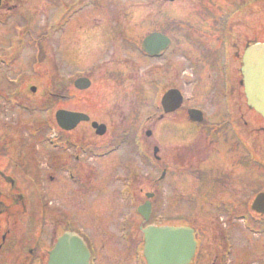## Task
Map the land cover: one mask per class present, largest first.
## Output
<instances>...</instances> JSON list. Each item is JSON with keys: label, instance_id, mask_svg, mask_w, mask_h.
Wrapping results in <instances>:
<instances>
[{"label": "flooded vegetation", "instance_id": "flooded-vegetation-1", "mask_svg": "<svg viewBox=\"0 0 264 264\" xmlns=\"http://www.w3.org/2000/svg\"><path fill=\"white\" fill-rule=\"evenodd\" d=\"M134 1L142 2L114 3L108 9L112 14L103 15L104 0H53L49 20L45 17L39 26L45 32H40L37 8L28 0H0V27L5 28L0 31V264H48L49 253L66 234L83 241L89 264H147L142 230L148 226L190 231L194 251L186 264H264V247H249L264 245V117L249 106L241 74L246 47L264 43L257 34L251 37V0ZM146 39L149 53L143 49ZM48 49L55 67L62 62L72 71L91 72L67 78L65 85L52 82L51 91L38 96L37 85L25 82L23 60L29 52L35 67ZM123 65L108 76L118 97L134 103L154 96L157 104L147 117L151 129L145 140L140 139L144 127L113 133L115 128L90 112L67 106L74 91L82 94L94 85L96 70L110 72ZM80 79L88 80L86 90L76 89ZM172 90L179 92L181 104L166 114L161 102ZM60 112L87 120L66 130L58 123ZM27 114L44 115L45 121L31 126ZM166 120L192 123V139L166 150L163 158L153 146L148 166L159 168L163 177L140 180L132 163L121 165L124 173L113 180L125 186L121 196L131 206L126 205L108 237L127 254L102 256L88 221L92 194L102 197L101 162L124 144L126 155L138 159L139 143H153L156 127ZM94 123L105 125L106 132L99 135ZM48 131L53 134L50 145ZM221 137L229 151L219 152ZM187 183L193 190H187ZM160 188L166 196L175 194L178 203L173 205L169 196L163 217L155 218ZM75 193L80 197L74 198ZM186 193L196 197L190 208L183 203ZM147 201L151 214L145 223L136 209ZM173 209L181 215H172ZM206 230L213 232L211 238Z\"/></svg>", "mask_w": 264, "mask_h": 264}, {"label": "rangeland", "instance_id": "rangeland-1", "mask_svg": "<svg viewBox=\"0 0 264 264\" xmlns=\"http://www.w3.org/2000/svg\"><path fill=\"white\" fill-rule=\"evenodd\" d=\"M52 1L53 0H28L29 5L35 6L37 9L34 12L36 18H38V22H36V30L42 32L45 29H40L39 26L42 25V20H45V17H47V20H49L51 12H52ZM106 2L107 8H105V12L103 15L112 14L110 12L109 7L114 6V3L117 5L125 4L127 2L129 3H139L142 1H132V0H104ZM111 5V6H110ZM250 5H253V1L251 0ZM250 6V7H251ZM109 12V13H107ZM147 13L144 12H137L136 15H143ZM92 15H96L97 12L92 11L90 13ZM251 37L253 34H257L259 39L264 41V30L262 32H259L260 28L264 26V0H262L257 5H254L251 9ZM41 22V23H40ZM5 30L0 27V31ZM239 31V30H236ZM45 32V31H44ZM50 49L44 51V54L41 55V61L39 64L35 67H32L29 64L28 61V55L29 52L26 53L27 60H23L26 65L23 66V75L25 82L28 84L31 82L32 84L37 85L38 87V93L37 95H44L47 93V91H51V84L54 83H64L66 84L67 78H74L78 75H85L86 73L91 72L90 70H85L86 73L83 72V70H77L72 71L69 68H65L64 65L61 63H57V66H54L53 61V55L52 51H49ZM83 59V58H81ZM139 64H143L142 61L138 60ZM79 64V62H78ZM81 68H85L88 66V64L78 65ZM77 66V67H78ZM126 65L116 67V69L112 68V70H109L110 72H103L101 70H96L93 73V82L94 85L91 86V88L85 92V93H78L77 91H74V101L71 104H68L67 106L72 107L75 111H88L92 114V118H95L96 120L100 122H104L108 126L112 128H115L114 132H120L121 129L128 128L130 126L137 128H143V133L140 135V139L145 140V131L148 129H151L150 122L148 123L147 117L152 115V111L154 108H156V102L153 98H150L147 102V99L144 102L142 99H139L135 101L134 103L131 101H128V98L120 99L118 97L119 94L116 93L117 87L113 83V81L108 78V76L112 75L113 73L117 72L121 68L124 69ZM94 71V69H93ZM128 92H131V86L128 88ZM126 99V100H125ZM37 103V102H36ZM39 103V100H38ZM44 115H32L30 116L27 114L26 116V122L29 125H38L41 122H44L45 120ZM30 120V121H28ZM217 121V120H214ZM210 122H213L212 120ZM182 125H187L188 127L185 128ZM140 129L138 133L140 132ZM192 129V131H190ZM194 125L192 123L186 122L185 124H182L181 122L173 123L162 121L158 124V126L155 129L154 132V139L153 143L149 142L145 145H143L142 141L139 143L138 146V159L133 154V156L129 153L126 155V152L129 148L126 147L124 144L121 147V151L117 153H112L109 157L106 158V161L101 162V165L105 163L104 169L102 170V174L99 177V180H102V183H99L101 185V195L99 193L92 194L91 198V215L88 218L89 225H90V232L92 233V236L95 237V243L100 248V255L107 256V255H125L127 254V250H125L124 247L114 244L113 240L108 237V234L113 235L115 232L116 225H118L121 217L123 216L124 208L128 206H131L129 202H127V199L121 196V191L124 189V185L120 182H115L113 180L115 175H120L124 173V168L121 165H131L138 169V174L140 175V180L145 179L146 175H149L152 178H158L161 175V170L159 168L151 169L149 165V160H147L148 157H152L153 154V146L159 147L158 156L160 158H163V154H165L166 150L174 149L175 147H181L185 143H189L192 139V135L194 134ZM111 132V130H110ZM51 131H48L47 137H48V145H50V138L53 134H51ZM226 134V133H225ZM125 135H121L120 137H124ZM226 136V135H225ZM221 145L218 147V150L220 153H222L224 150L229 151L230 147L229 145L224 143L223 140H225L223 137H221ZM230 143L233 141L229 140ZM157 143V144H156ZM145 149L142 150V154H140L142 147ZM149 145V146H148ZM235 147V146H234ZM238 149L240 150V147L238 146ZM144 152V153H143ZM226 152V151H225ZM237 155L239 156V151L237 152ZM133 158V159H132ZM137 160H136V159ZM195 174V173H194ZM180 180V179H179ZM168 181V178H166V182ZM175 181L174 178H171V182ZM185 181V179H184ZM178 184V183H177ZM174 185V184H173ZM161 186V184H160ZM123 188V189H122ZM158 188V187H157ZM145 191H149L150 187H144ZM173 190V189H172ZM187 190H193L190 183H187ZM162 189H159V194L156 198V203L159 206L158 212L155 216V218L161 216L163 217V211L162 208L166 206L168 197L170 196V201L174 205H176V202L178 203V199L175 194H171L168 196L163 193ZM66 197V196H63ZM80 197L77 193H75L74 198ZM184 200L183 203H185V206L187 208H190L194 206V197H188V194H184L183 196ZM145 198L143 196H140L139 201L143 202ZM197 204H198V200ZM135 205V204H134ZM176 206L175 209H178ZM173 209L172 215L176 214V216L179 214L181 215V212L178 213ZM106 210H108L106 212ZM135 214V212H133ZM133 213L129 214L133 216ZM183 213V212H182ZM188 214V212H186ZM191 215L193 212L190 213ZM191 215L187 217H191ZM163 218H161L160 221H162ZM138 224L140 225L141 222L138 221ZM237 233L240 235L241 232L238 230ZM205 234L211 238L213 236V232L211 230H206ZM212 235V236H211ZM238 235V236H239ZM142 240V237L140 236V241ZM246 240H248V236H246ZM250 240L254 241V236H250ZM112 241V242H111ZM105 246H104V245ZM104 248L102 249V246ZM262 245V244H261ZM260 244L252 243V246L249 245V247L258 246V247H264V245L261 246ZM99 250V249H98Z\"/></svg>", "mask_w": 264, "mask_h": 264}, {"label": "water", "instance_id": "water-1", "mask_svg": "<svg viewBox=\"0 0 264 264\" xmlns=\"http://www.w3.org/2000/svg\"><path fill=\"white\" fill-rule=\"evenodd\" d=\"M149 39L143 44V49L149 53ZM245 93L249 106L264 117V44L255 43L247 46L243 57ZM90 86L88 80L76 81V89L83 91ZM34 91V90H33ZM165 113L176 111L180 107L178 93L172 91L166 94L161 102ZM58 123L63 129L69 130L78 123L87 120L82 114L60 112ZM195 119V118H194ZM194 121H200L196 118ZM98 128L97 133L106 132L104 125L93 124ZM150 136V132L146 133ZM157 153V149H155ZM139 213L147 220L150 214V204L146 203ZM144 234V256L147 264H185L193 255L194 242L191 232L186 229L148 228ZM89 253L82 240L74 234H66L60 238L50 253L49 264H88Z\"/></svg>", "mask_w": 264, "mask_h": 264}]
</instances>
